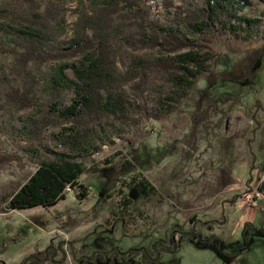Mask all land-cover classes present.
Returning a JSON list of instances; mask_svg holds the SVG:
<instances>
[{"label":"rangeland","instance_id":"374dc122","mask_svg":"<svg viewBox=\"0 0 264 264\" xmlns=\"http://www.w3.org/2000/svg\"><path fill=\"white\" fill-rule=\"evenodd\" d=\"M106 1L55 0L63 8L64 22L51 23L56 40L48 47H67L65 43L75 37L79 14L91 12ZM175 1L190 10L202 8L207 2ZM50 2L54 0H44L42 7ZM231 3L238 16L250 23L248 35L231 32L213 38V44L204 45L211 52L195 49L196 60H204L202 69L197 71L191 64L189 73L153 79L143 99H137L132 89L134 84L113 91L117 96L123 93L122 105L127 109L109 106L98 125L80 135L74 134L81 143L92 139L91 150L86 146L88 159L81 177V182L90 189L84 201L67 193L65 199L54 206L9 210L10 197L39 165L34 161L38 148L43 155L45 150L58 153L71 150L61 147L53 138L63 134L57 128H48L42 133L40 147L26 139L29 122L37 119V113L32 108L18 111L5 105L8 81L14 87H21L22 83L12 71L14 57L0 54V264H18L29 253L46 249L54 240L69 242L76 250L75 255L80 257L96 250H109L104 243L111 239L121 252L145 248L146 258L151 260L154 258L149 254L153 252L152 245L169 241L171 230L176 227L194 228L203 242L209 240V246L202 248L199 241L178 238L181 248L165 255L159 264H264V199L253 206L245 201V197L258 193L264 198V113L257 115L262 128L255 136L252 131L256 125L251 121L254 113L251 106L256 101L264 104V58L256 64L254 74L246 82L237 86L232 85L236 82H219L221 96L239 94L241 101L225 126L220 131L204 134L197 142L194 138L192 143H186L191 131L193 101L197 92L206 88L203 76L211 71L228 70L246 53L264 49V0H231ZM26 11L17 0H0V29L10 30L22 25L15 16L24 17ZM124 13L129 15L122 20L131 27L136 20L138 22V17H143L149 21L159 19L167 30L188 31L185 25L155 14L143 1L133 11ZM131 30L134 33L136 29ZM189 39L194 47L200 46L201 42L191 34ZM141 45L147 48L138 49ZM136 46L128 45L124 38L114 42L120 73L135 63L153 62L166 55L146 41ZM0 47L15 48L4 31L0 34ZM83 63L82 57L53 61L41 67L30 63L28 69L40 79L37 98L41 103L45 104L48 99L52 76L62 71L76 84L73 68ZM3 78L7 79L6 84ZM179 79L189 82L186 92L173 85ZM64 94V107H67L75 94L73 90ZM138 103L146 115L137 119L133 111ZM136 120L140 122L136 124ZM69 135L73 133H65ZM242 135L246 138H240ZM253 138L255 141L249 149L247 141ZM137 176L156 188L155 194L145 198L129 187ZM123 199L130 201L129 207L122 205ZM194 217L197 219L193 224ZM131 257L143 259L141 255ZM91 261L94 264L95 261ZM134 262L114 259V264ZM96 263L109 264L110 260L101 263L98 259ZM67 264L79 263L69 257Z\"/></svg>","mask_w":264,"mask_h":264},{"label":"trees","instance_id":"16d2710c","mask_svg":"<svg viewBox=\"0 0 264 264\" xmlns=\"http://www.w3.org/2000/svg\"><path fill=\"white\" fill-rule=\"evenodd\" d=\"M17 1L27 11L24 17L15 16L22 21L19 27L10 30L0 29V34L2 31L7 33L8 38L15 45L13 49L0 47V54L6 53L14 57L12 71L20 78L22 85L14 87L8 81L7 93L4 96L5 105L18 111L32 108L37 113V119L29 122L26 139L30 144L40 147L42 133L48 128H57L61 129L63 134L55 135L53 138L60 142L61 147L68 148L71 152L58 153L45 150L47 152L43 155L38 148L34 153V161L36 160L39 165L28 181L19 188L15 195L10 197L8 204L10 211L38 206H54L65 199L68 188L76 199L86 200L90 195V189L81 182V177L85 173V163L88 159L85 151L88 146L91 147L92 139L81 143L76 139V135L98 125L103 117L102 114L109 106L123 109V111L127 109L125 105H122L125 102L123 93H118L117 96L113 94V91L120 90L128 84H134L132 89L135 90L137 99H143L146 87L153 79L167 74L189 73L188 66L191 64H194L197 71L202 69L204 60H196L195 49L211 52V49L204 45L213 44V38L231 34V32L234 35H242L246 32L248 35L251 29L248 20L238 16L231 0H207L202 8L194 10L187 9L175 0H108L91 12L85 11L79 14L74 29L75 37L71 42L65 43L67 47L51 49L48 44L56 40V35L50 28L51 23L64 22L63 8L55 0L45 8L42 7L44 0ZM142 1L156 12L155 14L166 16L185 25L188 31L183 33L181 30H167L159 19L149 21L138 16V22L136 20L132 27L128 26L122 19L128 17L129 13L124 12L133 11ZM133 27L136 29L134 33L131 30ZM190 34L197 39V42H201V44L198 43L200 46L192 45L189 39ZM121 38L134 47L141 41H146L150 47L164 51L166 55L153 62L135 63L120 73L113 44ZM137 48L146 49L147 47L141 45ZM76 57L84 59L81 66L73 68L78 83L75 84L62 71L56 73L49 82L48 99L45 104L41 103L37 98L40 79L28 69L29 64L33 63L41 67L53 61H69ZM262 58H264V49L254 50L233 63L230 69L218 71V73L211 71L203 76L206 88L198 91L193 101L194 112L187 144L192 143L194 138V142H197L204 134L220 131L225 126L227 118L241 101L239 94L230 93L221 96L222 94L218 93L219 82H236L232 84L234 86L246 82L247 78L252 77L256 64L261 62ZM2 81L3 84L7 83L5 78ZM173 85L186 92L190 84L179 79ZM69 90H73L75 97L67 107H64V93ZM251 107L254 111L251 121L256 125L252 131L255 136L262 128L257 115L259 112L264 113V104L256 101ZM134 108L133 112L136 113L137 119L139 116L146 115L145 109L139 103L134 105ZM139 122L135 121L136 124ZM67 132L73 133V136H65ZM240 138L245 139L246 135ZM254 141V138L247 141L249 149ZM128 163L129 161L125 165ZM128 185L145 198L151 197L156 192V188L151 186L146 179L138 176L133 178ZM121 203L125 207L130 206V201L127 199H123ZM196 219V217L192 218L191 222L194 224ZM171 231L169 241H161L152 245L153 252L149 254L154 258L151 260L145 258L147 253L145 248L121 252L115 248L111 239L104 243L105 247H109V251H95L90 255L80 257L75 255L76 250L69 242L54 240L46 249L37 250L18 264H67L69 257L82 264L90 263L91 260L97 264L98 259L101 263H105L108 259L109 264H114V259L117 262L125 259L130 263L135 261L132 255H141L145 264L146 262L147 264H159L164 255L174 254L181 248V244L177 241L178 238L182 241H199L202 248L209 246V240L203 242L201 234L194 228L184 230L176 227ZM245 240L247 242L249 238L246 237ZM156 247L159 251L155 249ZM102 259L105 261H101Z\"/></svg>","mask_w":264,"mask_h":264},{"label":"built area","instance_id":"2783aa9c","mask_svg":"<svg viewBox=\"0 0 264 264\" xmlns=\"http://www.w3.org/2000/svg\"><path fill=\"white\" fill-rule=\"evenodd\" d=\"M67 192L68 193H71V190H70V188H68L67 189ZM263 196H261L259 193L258 194H254V195H252V196H247V197H245V201H246V204L248 205V206H253V205H255V204H257V203H259L260 201H263Z\"/></svg>","mask_w":264,"mask_h":264},{"label":"crops","instance_id":"0c3cea01","mask_svg":"<svg viewBox=\"0 0 264 264\" xmlns=\"http://www.w3.org/2000/svg\"><path fill=\"white\" fill-rule=\"evenodd\" d=\"M260 124H261V123H260ZM261 126H262V124H261ZM256 234H258V233H256ZM106 251H109V250H106ZM34 252H36V251H34ZM34 252L29 253V255L33 254ZM93 252H95V251H93ZM93 252H91V254H92ZM81 254H82V253H81ZM29 255H28V256H29ZM83 255H85V254H83ZM83 255H82V256H83ZM86 255H87V254H86ZM89 255H90V254H89ZM164 256H165V255H164ZM164 256H163V257H164ZM141 258H142V257H141ZM145 258H146V257H145ZM134 259H135L136 264H140L139 261H142V264H143V263L145 264V262L143 261V259H140V260H139V257H138V258H134ZM162 259H163V258H162ZM22 260H23V259H22ZM22 260H21V261H22ZM101 261H105V260L102 259ZM106 261H107V260H106ZM19 263H20V262H19ZM77 263H78V262H77ZM79 264H82V263H79ZM146 264H147V262H146Z\"/></svg>","mask_w":264,"mask_h":264},{"label":"flooded vegetation","instance_id":"af4514ba","mask_svg":"<svg viewBox=\"0 0 264 264\" xmlns=\"http://www.w3.org/2000/svg\"><path fill=\"white\" fill-rule=\"evenodd\" d=\"M250 231V230H249ZM97 251V250H96Z\"/></svg>","mask_w":264,"mask_h":264}]
</instances>
